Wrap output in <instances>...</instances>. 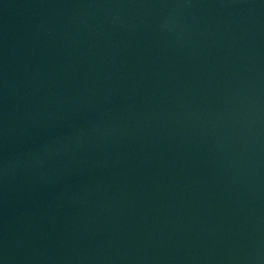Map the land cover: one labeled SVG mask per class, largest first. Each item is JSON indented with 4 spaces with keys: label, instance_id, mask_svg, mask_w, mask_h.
<instances>
[{
    "label": "water",
    "instance_id": "1",
    "mask_svg": "<svg viewBox=\"0 0 264 264\" xmlns=\"http://www.w3.org/2000/svg\"><path fill=\"white\" fill-rule=\"evenodd\" d=\"M0 264H264V0H0Z\"/></svg>",
    "mask_w": 264,
    "mask_h": 264
}]
</instances>
